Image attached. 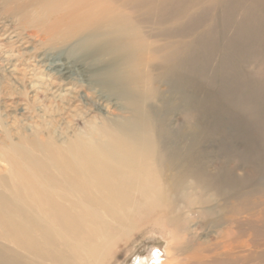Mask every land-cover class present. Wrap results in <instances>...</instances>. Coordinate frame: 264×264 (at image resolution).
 <instances>
[{
    "label": "bare ground",
    "instance_id": "obj_1",
    "mask_svg": "<svg viewBox=\"0 0 264 264\" xmlns=\"http://www.w3.org/2000/svg\"><path fill=\"white\" fill-rule=\"evenodd\" d=\"M149 4L0 0L10 43L32 45L36 62L4 75L6 98L29 97L10 99L0 116V264H111L149 227L171 235L168 256L181 253L187 264H244L242 239L253 229L264 247V207L256 210L252 194L240 182L232 188L199 153L196 120L174 130L167 119L195 111L181 91L191 82L176 73L182 53L174 46L164 54L142 18ZM18 49L0 51V69ZM64 51L87 70L85 80L65 68L52 69L58 78L35 73L38 54ZM163 82L182 101L175 109L163 103ZM18 103V115L9 113ZM196 221L217 229L214 244L188 240ZM163 251L146 264H166Z\"/></svg>",
    "mask_w": 264,
    "mask_h": 264
},
{
    "label": "rangeland",
    "instance_id": "obj_2",
    "mask_svg": "<svg viewBox=\"0 0 264 264\" xmlns=\"http://www.w3.org/2000/svg\"><path fill=\"white\" fill-rule=\"evenodd\" d=\"M140 12L142 18L147 17L151 34L158 35L155 42L164 48V54L171 53V47L178 48L177 55L182 53L176 73L184 82H191L189 86L183 85L181 91L192 98L188 104L194 106L195 113L170 111L166 118L171 127L179 130L185 121L196 120L202 129L199 153L215 162L213 169L216 173L220 170L232 188L240 182L238 185L252 194L248 201L260 210L264 207V193H257L264 188V0H150ZM8 25L0 22V46L8 44L7 49L0 47V51L13 47L19 48L20 54L11 63L3 64L6 73L0 69V116L4 114V103L10 99L23 101L29 97L19 95L18 91L6 98L4 75L8 77L14 67L22 68L25 63L36 65L35 59L32 62L29 58L32 45L22 40L15 45L10 43L12 28ZM189 41L193 43L188 46ZM57 54H38L44 63L35 73L56 78L52 69L65 68L73 80L86 79L87 70L70 59L67 51ZM29 70L34 73L33 67ZM160 90L166 94L164 104L169 105L171 100L173 109L181 104L169 85L163 82ZM18 106L8 107L9 113L18 115ZM252 221L257 223V219ZM191 232L189 241L194 237L199 243L217 241V229L204 227L200 222L196 221ZM252 233L256 235L253 229L242 239V256L247 260L244 264H264V247L256 248L258 236ZM259 233L264 238V225ZM171 245L172 237L165 231L150 227L136 231L126 244L119 246L111 264H128L135 255L148 253L151 246V253L157 249L167 254ZM171 255L164 256L166 264H187L183 261L185 255Z\"/></svg>",
    "mask_w": 264,
    "mask_h": 264
},
{
    "label": "water",
    "instance_id": "obj_3",
    "mask_svg": "<svg viewBox=\"0 0 264 264\" xmlns=\"http://www.w3.org/2000/svg\"><path fill=\"white\" fill-rule=\"evenodd\" d=\"M154 246H157V245H154ZM154 246L149 247L150 251L148 253H142V254L135 255L133 258H131L128 264H146L147 259L152 260L150 255H151V250L152 248H154Z\"/></svg>",
    "mask_w": 264,
    "mask_h": 264
}]
</instances>
